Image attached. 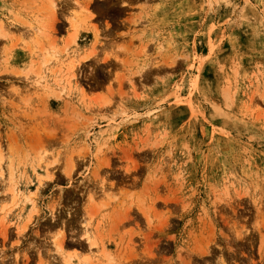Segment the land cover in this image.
Here are the masks:
<instances>
[{"label": "rangeland", "instance_id": "1", "mask_svg": "<svg viewBox=\"0 0 264 264\" xmlns=\"http://www.w3.org/2000/svg\"><path fill=\"white\" fill-rule=\"evenodd\" d=\"M64 256L264 264V0H0V264Z\"/></svg>", "mask_w": 264, "mask_h": 264}, {"label": "bare ground", "instance_id": "2", "mask_svg": "<svg viewBox=\"0 0 264 264\" xmlns=\"http://www.w3.org/2000/svg\"><path fill=\"white\" fill-rule=\"evenodd\" d=\"M70 22H72V21H70ZM75 30H76V29H75ZM9 168H11V165L9 166ZM12 189H13V188H12ZM87 239L90 241V238H89V237H87ZM59 240H60V239H59ZM59 240H58V239L55 240V241H54V244L57 243L58 246H61V240H60V241H59ZM89 243H90V245H91L93 242L90 241ZM58 246H57V247H58ZM58 248H59V247H58ZM64 259L68 261V257H67V259L65 258V256H64V258H63V261H64L63 263H64V264H67V262H66Z\"/></svg>", "mask_w": 264, "mask_h": 264}]
</instances>
